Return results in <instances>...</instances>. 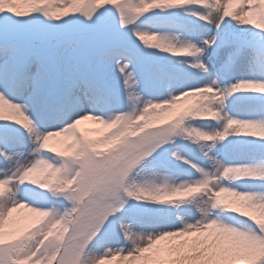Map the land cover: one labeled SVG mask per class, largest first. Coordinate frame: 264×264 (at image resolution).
Segmentation results:
<instances>
[{"label":"snow or ice","instance_id":"snow-or-ice-1","mask_svg":"<svg viewBox=\"0 0 264 264\" xmlns=\"http://www.w3.org/2000/svg\"><path fill=\"white\" fill-rule=\"evenodd\" d=\"M0 264H264V0H0Z\"/></svg>","mask_w":264,"mask_h":264},{"label":"bare ground","instance_id":"bare-ground-1","mask_svg":"<svg viewBox=\"0 0 264 264\" xmlns=\"http://www.w3.org/2000/svg\"><path fill=\"white\" fill-rule=\"evenodd\" d=\"M192 98H189V100H191Z\"/></svg>","mask_w":264,"mask_h":264},{"label":"rangeland","instance_id":"rangeland-1","mask_svg":"<svg viewBox=\"0 0 264 264\" xmlns=\"http://www.w3.org/2000/svg\"><path fill=\"white\" fill-rule=\"evenodd\" d=\"M86 126H89V125H86Z\"/></svg>","mask_w":264,"mask_h":264}]
</instances>
